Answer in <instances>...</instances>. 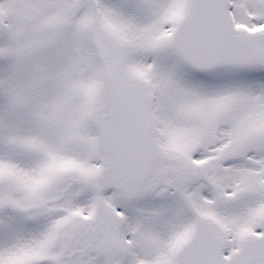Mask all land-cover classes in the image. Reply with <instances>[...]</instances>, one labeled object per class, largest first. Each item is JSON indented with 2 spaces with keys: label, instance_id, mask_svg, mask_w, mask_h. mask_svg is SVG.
Listing matches in <instances>:
<instances>
[{
  "label": "snow or ice",
  "instance_id": "snow-or-ice-1",
  "mask_svg": "<svg viewBox=\"0 0 264 264\" xmlns=\"http://www.w3.org/2000/svg\"><path fill=\"white\" fill-rule=\"evenodd\" d=\"M0 264H264V0H0Z\"/></svg>",
  "mask_w": 264,
  "mask_h": 264
}]
</instances>
